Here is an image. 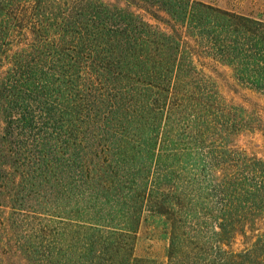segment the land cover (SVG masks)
I'll list each match as a JSON object with an SVG mask.
<instances>
[{
    "label": "trees",
    "instance_id": "obj_1",
    "mask_svg": "<svg viewBox=\"0 0 264 264\" xmlns=\"http://www.w3.org/2000/svg\"><path fill=\"white\" fill-rule=\"evenodd\" d=\"M247 93L264 11L0 0V264H264ZM142 227L163 260L135 256Z\"/></svg>",
    "mask_w": 264,
    "mask_h": 264
},
{
    "label": "rangeland",
    "instance_id": "obj_2",
    "mask_svg": "<svg viewBox=\"0 0 264 264\" xmlns=\"http://www.w3.org/2000/svg\"><path fill=\"white\" fill-rule=\"evenodd\" d=\"M206 4L217 6L219 8L236 11L244 14L264 11V0H197ZM226 90V89H225ZM248 97L264 107V99L247 93ZM252 150L264 156V149L258 138L254 140ZM165 244L162 241L150 239V231L142 227L135 247V256L137 258L155 257L158 260L164 259Z\"/></svg>",
    "mask_w": 264,
    "mask_h": 264
}]
</instances>
